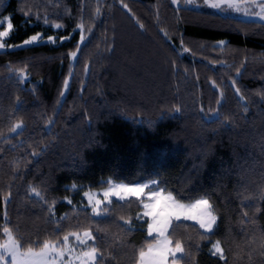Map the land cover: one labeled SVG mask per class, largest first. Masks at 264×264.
Segmentation results:
<instances>
[{"label": "trees", "instance_id": "obj_1", "mask_svg": "<svg viewBox=\"0 0 264 264\" xmlns=\"http://www.w3.org/2000/svg\"><path fill=\"white\" fill-rule=\"evenodd\" d=\"M6 16L8 44L57 38L0 50V239L40 249L90 230L96 264H137L157 240L144 198L96 215L84 194L157 180L217 216L213 231L173 220L179 264H264L263 21L172 0H0Z\"/></svg>", "mask_w": 264, "mask_h": 264}, {"label": "rangeland", "instance_id": "obj_2", "mask_svg": "<svg viewBox=\"0 0 264 264\" xmlns=\"http://www.w3.org/2000/svg\"><path fill=\"white\" fill-rule=\"evenodd\" d=\"M215 3H218L219 7L211 6ZM174 4L176 6L185 5L195 9L210 10L223 15L239 17L246 20H258L264 22V0H208L207 3L205 2V0H191V3H187L186 0H180L179 3ZM9 22L11 23L10 16H6L0 20V23L3 24V27H0V32L8 31L9 33L7 36L0 37V43L4 45L3 47H0V50L31 45L41 41H55L57 38L56 35H52L50 36L52 38L50 40L49 37H44L43 34H35L33 36H37L36 41L25 43V41L31 40V37H33L31 36L18 45H11L6 42L13 28L12 26L10 30L8 29L7 25ZM80 27L83 26L81 25ZM58 28L60 27L56 26V29ZM224 43L225 42L222 41L218 43V45L224 46ZM72 59L73 61H75L76 57H72ZM116 68L117 67H114L115 74L117 73ZM232 71L233 67L229 66L227 69V74H231ZM119 74L120 73L118 72L117 75L119 76V78H121ZM19 78H23V81H25L28 76L25 75V73H21L19 74ZM134 91L131 92V95L137 94V90L135 91L136 93ZM148 92H155V89L153 91L150 88ZM124 95L125 97L129 96L126 91H124ZM102 107H106V105L104 104ZM108 107L111 108L110 106ZM17 124H19L20 127L15 131L19 130L22 127V122H18L16 123V125ZM136 184L147 185V187L143 188L138 194L125 190L126 187ZM157 184V180H151L142 183H127L124 181H115L109 179L105 187L90 189L85 192L84 196L88 202V205L92 207V209H96V211H94L96 215L101 214L100 208L103 204L109 203L113 199H126L132 196L144 198V208L142 211V215L148 218L149 225H152L151 230H149L148 225L149 235L157 237V240L149 245L151 246V250L149 246L144 250V252L146 253L144 264H150L151 258L156 257L161 249L165 250V255L163 260L160 261V264H179L176 261V258L181 256L183 253L175 252L173 254V252L167 251V249H175V246L172 245V242L168 236V230L171 223L175 219L185 218L200 224L199 214L201 212V209L196 205V201L200 200L201 198L192 202H184L177 199L173 193L164 191L162 188L158 187ZM169 193H171L172 196L171 200L167 199ZM66 200L68 201L69 199L67 198ZM145 205H149V207H145ZM215 226L216 225H214L211 230H208L206 228L204 229L207 231H213ZM85 233H89V235H85ZM71 236L74 237L71 239H69L70 237H68L63 246H59L57 243H49L50 248L43 252L42 249L44 246L40 249H31L32 255H28L29 249H23L21 247L20 242L17 240L11 230L9 234L4 233V238L0 239V245L5 244L6 242L10 243L14 241L19 248V252L25 254L18 257L19 264H96L98 256L95 260H92L89 256L86 255L92 248H94L89 245V243L93 240L91 231L85 230L81 233H75ZM165 240L168 241L167 244L164 243ZM212 251L213 253L215 252L213 247ZM6 259L8 260V264H11L10 255L6 254ZM137 264H141L140 256Z\"/></svg>", "mask_w": 264, "mask_h": 264}, {"label": "snow or ice", "instance_id": "obj_3", "mask_svg": "<svg viewBox=\"0 0 264 264\" xmlns=\"http://www.w3.org/2000/svg\"><path fill=\"white\" fill-rule=\"evenodd\" d=\"M172 2L173 3H179L180 0H172ZM186 2L191 3V0H186ZM205 2L207 3L208 0H205ZM211 6L212 7H219V4L215 3V4H212ZM124 7H127V5H124ZM0 27H3L2 23H0ZM7 27L10 30L12 28V24L9 22ZM57 27H60V25H57ZM141 27H143V25H141ZM8 34H9L8 31L0 32V37L7 36ZM49 39L51 40L52 38L49 37ZM36 40H37V36H33V37H31L30 41H25V43H31L32 41H36ZM3 46L4 45L2 43H0V47H3ZM186 51H187V49H186ZM70 55L72 57H76L77 53L72 52ZM65 86H67V81H65ZM236 91L239 92V89H237ZM19 127H20V125L17 124L13 128V131H15ZM33 155H35V153ZM153 183H155V182H153ZM145 187H147V185L136 184L133 186L126 187L125 190L138 194ZM31 192L35 193L37 196L40 195V192L35 187L31 188ZM153 195H155V194H153ZM167 199L168 200L172 199L171 193H169ZM196 205L201 209V212L199 214L200 226L202 228H206L208 230H211L213 228V226L216 225V221H217V217H216V215H214L212 203H210V201L207 198H201L200 200L196 201ZM145 207H149V205H145ZM93 211H96V209L94 208ZM243 215L245 218H248V214L246 212ZM249 222H251L250 218H249ZM151 229H152V225H149V230H151ZM3 231L5 234L10 233V229H8L7 227H4ZM85 235H89V233H85ZM64 239L67 240V237H65ZM93 239H95V237H93ZM10 241H11V237H10ZM164 243L167 244L168 241L165 240ZM212 247L215 250L214 254L220 255L223 258V254H224L225 249L221 246V241H216V243H214L212 245ZM49 248H50L49 243L45 242L44 247L42 249V252L45 250H48ZM149 248L151 250V246H149ZM167 251L173 252V254H174L175 252L183 253V252H185V249H184L182 243L177 241L175 249L174 250L167 249ZM6 254L10 255L11 264H19L18 257L25 255V254L19 252V248L15 244L14 241L10 242V243L6 242L5 244L0 245V264H8V260L6 259ZM28 255H32L31 249L28 250ZM86 255L89 256L92 260H95L97 256H99L101 258V260L104 259V254L102 252H100L97 248H92L90 250V252H88ZM164 255H165V250L161 249L156 257L151 258L150 264H160V261L163 260ZM139 256L141 259V264H144V259H145L146 253L143 251V249L140 250Z\"/></svg>", "mask_w": 264, "mask_h": 264}]
</instances>
